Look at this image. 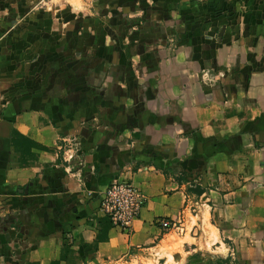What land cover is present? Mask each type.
<instances>
[{"label":"crops","instance_id":"1","mask_svg":"<svg viewBox=\"0 0 264 264\" xmlns=\"http://www.w3.org/2000/svg\"><path fill=\"white\" fill-rule=\"evenodd\" d=\"M100 1V83L65 90L60 127L0 120L31 222L0 264H264V0ZM116 177L145 195L128 232L98 208Z\"/></svg>","mask_w":264,"mask_h":264},{"label":"rangeland","instance_id":"2","mask_svg":"<svg viewBox=\"0 0 264 264\" xmlns=\"http://www.w3.org/2000/svg\"><path fill=\"white\" fill-rule=\"evenodd\" d=\"M98 3L0 0V120L29 104L49 117L53 115V126L60 127L63 94L76 89L90 91L91 84L100 83L105 74L101 70L109 60L92 55L91 33L100 21L114 22L120 13ZM176 42L174 36L168 39L173 51ZM77 52H83V57H77ZM57 143L63 153L62 136ZM12 146L8 137L0 134V258L14 255L16 248L10 243L26 233L31 223L29 216L22 220L18 211V206L28 202L21 196L27 194V184L16 185L8 173L14 156Z\"/></svg>","mask_w":264,"mask_h":264},{"label":"built area","instance_id":"3","mask_svg":"<svg viewBox=\"0 0 264 264\" xmlns=\"http://www.w3.org/2000/svg\"><path fill=\"white\" fill-rule=\"evenodd\" d=\"M144 202V193L133 182L116 177L101 192L98 208L112 225L128 232ZM159 223L163 228L178 227L181 220L161 218Z\"/></svg>","mask_w":264,"mask_h":264},{"label":"trees","instance_id":"4","mask_svg":"<svg viewBox=\"0 0 264 264\" xmlns=\"http://www.w3.org/2000/svg\"><path fill=\"white\" fill-rule=\"evenodd\" d=\"M189 189H190V188H189ZM190 190L195 191V192H197V193H200V192L202 191V189H201V188H198V187H194V188H192V189H190ZM225 261L227 262L228 259H222L220 264H225Z\"/></svg>","mask_w":264,"mask_h":264}]
</instances>
